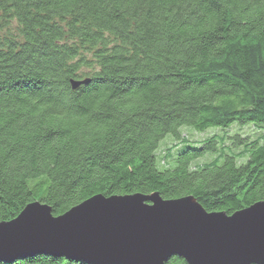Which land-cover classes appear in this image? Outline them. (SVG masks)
<instances>
[{
  "label": "trees",
  "instance_id": "obj_1",
  "mask_svg": "<svg viewBox=\"0 0 264 264\" xmlns=\"http://www.w3.org/2000/svg\"><path fill=\"white\" fill-rule=\"evenodd\" d=\"M235 124L261 133H181ZM156 192L228 214L264 201V0H0V222Z\"/></svg>",
  "mask_w": 264,
  "mask_h": 264
},
{
  "label": "water",
  "instance_id": "obj_2",
  "mask_svg": "<svg viewBox=\"0 0 264 264\" xmlns=\"http://www.w3.org/2000/svg\"><path fill=\"white\" fill-rule=\"evenodd\" d=\"M88 79L71 80L72 88ZM47 254L88 264H264V201L232 214L193 196L96 194L55 216L40 201L0 222V262Z\"/></svg>",
  "mask_w": 264,
  "mask_h": 264
},
{
  "label": "rangeland",
  "instance_id": "obj_3",
  "mask_svg": "<svg viewBox=\"0 0 264 264\" xmlns=\"http://www.w3.org/2000/svg\"><path fill=\"white\" fill-rule=\"evenodd\" d=\"M181 133L183 137H186L190 142L200 143L202 140L209 138L211 136L223 137L225 134L234 135L236 133H240L243 136H250V139L257 137L261 132L259 128L255 125H233L231 128L222 130V129H209L204 132H197L193 128L183 127L181 128ZM178 141L173 140L171 138L166 139L160 146L159 153H161L166 147H169L173 144H176ZM231 143L229 140H226L225 145L229 146ZM241 148L238 147L236 150H240ZM215 155H207V157L199 159V163L209 162L211 161Z\"/></svg>",
  "mask_w": 264,
  "mask_h": 264
}]
</instances>
